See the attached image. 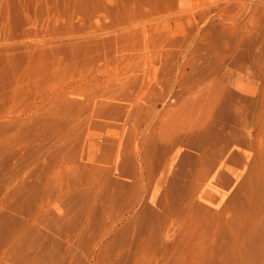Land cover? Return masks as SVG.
<instances>
[{"label":"bare ground","instance_id":"bare-ground-1","mask_svg":"<svg viewBox=\"0 0 264 264\" xmlns=\"http://www.w3.org/2000/svg\"><path fill=\"white\" fill-rule=\"evenodd\" d=\"M252 2L246 15L243 0H213L194 21L192 32L216 54L197 68L192 61L182 65L176 86L197 75L211 83L194 92L220 91L212 77L229 75L226 94L214 99L203 123L161 143L149 134L148 148L142 141H116L110 130L95 144L100 152L84 160L95 117L103 118V127L106 119L125 123L129 117L124 103L88 99L79 116L58 125L46 142L11 149L12 166L0 179V264H240L243 231L228 230L223 212L233 198L251 231L264 221V159L258 152L264 96L254 100L255 118L248 87L226 59L236 48L264 40V0ZM261 51L250 57L256 81L264 73ZM160 74L132 76L137 88L146 89L157 87ZM133 131L135 141L138 129ZM24 166H30L27 175L21 174Z\"/></svg>","mask_w":264,"mask_h":264},{"label":"rangeland","instance_id":"rangeland-1","mask_svg":"<svg viewBox=\"0 0 264 264\" xmlns=\"http://www.w3.org/2000/svg\"><path fill=\"white\" fill-rule=\"evenodd\" d=\"M211 1L0 0V179L12 166V148L22 150L46 142L58 125L65 126L79 116V109L88 99L124 103L129 107V117L125 123L106 119L105 127L100 122L103 118L95 117L83 151L84 160L100 152L95 144L99 147L104 133V137L111 131V136L116 133V141H142L148 148L149 134L161 143L178 129L203 123L214 99L226 94L223 84L229 75L212 77L213 82L221 83L220 91L212 88L206 93L198 91L204 81L211 83L210 77L206 81L205 76L198 79L195 74L191 80L177 84L179 87L175 81L182 65L192 61L197 68L216 54L214 48L206 49L207 39L192 32L194 21H201ZM243 3L247 5L243 13L250 15L248 4L253 5L252 0ZM249 45H245L247 50L241 45L225 59L229 63L232 59L230 66H234L230 70L248 87L256 118L259 105L254 100L264 96V73L256 81L250 57H257L258 49H262L258 59L264 62V40L250 41ZM158 70L163 74L157 79V87L137 88L138 81L132 75L137 78ZM153 114V125L147 127ZM260 116L264 118V100ZM251 120L252 117L250 123ZM135 128L138 134L133 141ZM259 146L264 159V135L259 137ZM29 169L24 166L21 174L27 175ZM237 207L232 198L223 215L228 230L243 231L238 239L244 250L240 264H264V221L257 223L259 229L255 222L251 231L250 224L241 223ZM257 239L262 244H256ZM151 256L147 254V258Z\"/></svg>","mask_w":264,"mask_h":264}]
</instances>
